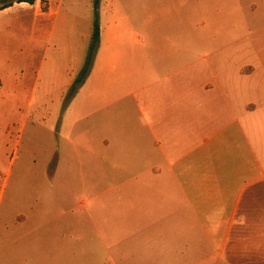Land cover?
I'll list each match as a JSON object with an SVG mask.
<instances>
[{
	"label": "crops",
	"instance_id": "crops-1",
	"mask_svg": "<svg viewBox=\"0 0 264 264\" xmlns=\"http://www.w3.org/2000/svg\"><path fill=\"white\" fill-rule=\"evenodd\" d=\"M142 23L129 49L116 22L99 26L82 85L95 100L81 106L96 107L97 173L81 163L89 197L66 251L81 264L264 260V207L250 206L264 204V53L235 64L231 39L196 35L194 21Z\"/></svg>",
	"mask_w": 264,
	"mask_h": 264
},
{
	"label": "rangeland",
	"instance_id": "rangeland-1",
	"mask_svg": "<svg viewBox=\"0 0 264 264\" xmlns=\"http://www.w3.org/2000/svg\"><path fill=\"white\" fill-rule=\"evenodd\" d=\"M94 2L0 1V8L11 5L0 11V264H81L80 250L67 252L66 244L89 197L80 183L81 163L91 169L88 177L97 173L96 107L90 115L81 109L84 100H95L82 85L96 73V21L116 22L127 49L142 22L183 18L194 21L196 35L230 38L235 64L264 53V0H98L96 10ZM195 50L208 53L209 44ZM260 201L252 209L264 207ZM33 212L41 216L26 220ZM234 256L240 262V251ZM245 256L264 264L256 253Z\"/></svg>",
	"mask_w": 264,
	"mask_h": 264
},
{
	"label": "trees",
	"instance_id": "trees-1",
	"mask_svg": "<svg viewBox=\"0 0 264 264\" xmlns=\"http://www.w3.org/2000/svg\"><path fill=\"white\" fill-rule=\"evenodd\" d=\"M0 1H4V0H0ZM37 0H17V3L18 4H28L30 6L34 5L35 2ZM97 5H98V0H95L94 2V9L96 10L97 9ZM9 7H11V5L9 3H3L2 7L0 8V11H3L5 9H8ZM92 48H96L97 44H98V41H99V25H98V22L96 21L93 25V32H92ZM88 73V72H87ZM86 73V75H87ZM85 75V73H84Z\"/></svg>",
	"mask_w": 264,
	"mask_h": 264
}]
</instances>
